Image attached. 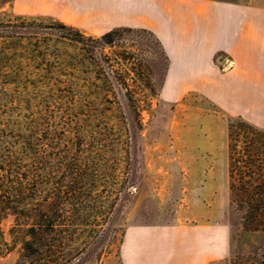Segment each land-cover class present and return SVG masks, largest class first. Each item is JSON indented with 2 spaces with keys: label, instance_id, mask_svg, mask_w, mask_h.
Segmentation results:
<instances>
[{
  "label": "rangeland",
  "instance_id": "1",
  "mask_svg": "<svg viewBox=\"0 0 264 264\" xmlns=\"http://www.w3.org/2000/svg\"><path fill=\"white\" fill-rule=\"evenodd\" d=\"M155 8L153 0H0V163L34 180L41 175L37 188L49 200L78 172L80 196L63 199L79 217L75 264H124L127 231L149 223L205 231L207 264L264 256V233L243 229L228 173L229 125L240 118L264 129V92L249 104L234 97L236 83L226 77L216 81L223 90L213 98L204 84L166 88L162 45L135 26ZM21 20L43 28L59 21L92 39L123 31L112 46L83 48L3 31ZM214 64L229 71L228 60ZM126 96L136 100V112ZM15 219L9 214L0 223L8 248L0 264L19 257L20 235L15 242L10 235Z\"/></svg>",
  "mask_w": 264,
  "mask_h": 264
},
{
  "label": "crops",
  "instance_id": "2",
  "mask_svg": "<svg viewBox=\"0 0 264 264\" xmlns=\"http://www.w3.org/2000/svg\"><path fill=\"white\" fill-rule=\"evenodd\" d=\"M153 1L155 16L135 26L150 29L168 57L165 87L204 84L213 98L226 77L236 83L234 97L254 104L264 92V0ZM215 60H228L229 71L221 74ZM208 242L197 227L142 224L127 231L122 257L124 264H207Z\"/></svg>",
  "mask_w": 264,
  "mask_h": 264
},
{
  "label": "trees",
  "instance_id": "3",
  "mask_svg": "<svg viewBox=\"0 0 264 264\" xmlns=\"http://www.w3.org/2000/svg\"><path fill=\"white\" fill-rule=\"evenodd\" d=\"M46 27L25 20L2 26L3 31L13 37L33 38L42 34L48 38L56 37L78 44L83 48L88 47V42L102 47L112 46L123 31L112 30L100 38L92 39L84 36L76 27L59 21ZM155 40L161 47L159 40ZM161 54L167 69L169 60L163 47ZM116 84L128 91L125 81ZM145 85L150 86L148 82ZM126 101L128 108L136 112L138 108L134 97L126 96ZM228 149L229 190L233 203L241 214L243 229L246 232L264 233V129L239 118L229 125ZM73 174L74 177L70 180L72 184L67 186V190L62 191L59 187L56 192L51 193L49 200L45 196L41 198L37 188L39 182L41 183V175L34 180L22 169L0 163V223L7 215H13L16 219L10 230L12 241L15 242L14 238L20 235V253L15 264L76 263L77 253H73L71 247L79 232V217L74 202L68 201L75 200L77 192L80 196L77 186L81 178L77 171ZM64 198L68 201L64 202ZM20 219L23 221H19ZM2 247L8 251L0 227V251ZM103 254L104 250L101 249L97 259L100 260ZM230 264H264V256L237 255L231 259Z\"/></svg>",
  "mask_w": 264,
  "mask_h": 264
}]
</instances>
